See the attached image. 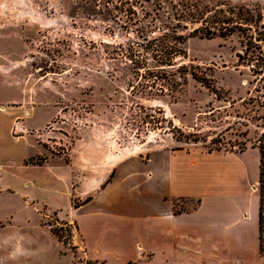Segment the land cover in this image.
I'll return each instance as SVG.
<instances>
[{
  "label": "rangeland",
  "instance_id": "obj_1",
  "mask_svg": "<svg viewBox=\"0 0 264 264\" xmlns=\"http://www.w3.org/2000/svg\"><path fill=\"white\" fill-rule=\"evenodd\" d=\"M96 1L102 7L94 8ZM104 1L0 0V99L24 111L17 122L27 121L26 136L40 145L41 153L27 164L46 166L30 173L39 183L31 176L26 181L25 203L14 199L15 227L0 226V264H97L82 246L78 217L83 202L98 197L125 161L197 150L243 155L253 167L257 158L260 165L254 143L264 126L263 53L240 59L239 33L191 38L183 46L186 56L176 62L189 72L184 86L179 74L172 77L178 70L172 67L154 69L158 80H142L114 51L159 36L143 33L137 20L147 12L151 22L152 4L142 9L143 0H133L137 14L130 16L131 0H109L112 13L123 3L116 18L109 17ZM173 1L201 10L224 4L249 11L255 21L260 13L264 21V0ZM257 65L260 76L251 71ZM146 73L141 69L140 75ZM253 186L260 191L259 181ZM198 204L189 199L174 206L190 211Z\"/></svg>",
  "mask_w": 264,
  "mask_h": 264
},
{
  "label": "crops",
  "instance_id": "obj_2",
  "mask_svg": "<svg viewBox=\"0 0 264 264\" xmlns=\"http://www.w3.org/2000/svg\"><path fill=\"white\" fill-rule=\"evenodd\" d=\"M5 103L2 97L0 226L8 225L3 230L15 227L14 199L25 203L30 173L46 169L27 164L41 153L40 145L26 136L29 123L17 122L24 111ZM259 174L257 158L253 167L243 155L197 150L125 161L103 192L82 205V246L97 264H264L260 191L253 189ZM189 199L200 203L190 211L175 209V202Z\"/></svg>",
  "mask_w": 264,
  "mask_h": 264
},
{
  "label": "trees",
  "instance_id": "obj_3",
  "mask_svg": "<svg viewBox=\"0 0 264 264\" xmlns=\"http://www.w3.org/2000/svg\"><path fill=\"white\" fill-rule=\"evenodd\" d=\"M134 1L131 0L130 8L128 15H136L134 11ZM150 2L152 5L151 12V22L147 23L148 13L146 12L141 18H137L140 25H143V33H159L157 37L152 39H147L144 37V44H137L138 46H121L119 45L114 51V55L120 57V60L123 61V65L136 77H141L142 80L154 79L158 80L160 72H153L154 69L161 71L158 68L161 67H172L175 71V74H171L172 77L176 74H179L181 83L178 82L179 86H184L187 83L188 70L187 67L181 65L178 67L177 60L178 58H184L186 56V50L183 48L184 44L188 39L191 38H201V39H212L215 36L221 38H227L231 35L239 33L242 39L243 52L238 55L242 59L241 54L256 53L259 51L264 54V21L262 20V15L257 14V19L255 21L254 17L249 11L235 12V7L228 8L227 5L222 4L220 7H215L211 9L201 10V7L196 4L187 3H174L173 0H143L140 3L141 8L144 7V3ZM106 10L110 11L109 17L111 15L119 18L123 13V3L121 7L114 6L113 9L116 13H112V8L108 9L111 5L109 0H105ZM95 4V3H94ZM101 6L98 5L97 1L94 8ZM95 10V9H94ZM117 14V15H115ZM134 19H129V21ZM250 23V24H249ZM157 24V25H156ZM184 24V25H183ZM252 24V25H251ZM183 25V26H182ZM189 25H192L193 28L189 29ZM196 25H199L196 27ZM248 28H244V26ZM256 26L257 28L261 26L260 31L256 33L251 32L252 27ZM250 27V28H249ZM184 30L182 33L179 32V29ZM186 31V32H185ZM248 31V32H247ZM258 32V33H257ZM103 44V43H102ZM105 48H109L112 45H104ZM106 53V50H104ZM262 54L263 58L264 55ZM252 68L253 75L260 76L263 70ZM141 69L147 74L140 75ZM165 69V68H164ZM167 73V72H166ZM159 74V75H156ZM193 78L194 74L191 73ZM170 75V76H171ZM196 79V78H195ZM153 80V81H155ZM264 80V78L262 79ZM146 88H149L148 86ZM264 103V102H263ZM264 107V104L261 105ZM175 129V128H174ZM261 133L259 134L258 139L254 143V147L259 152V161H260V174H259V183H260V224H261V242L264 238V126L261 128ZM212 144H217L215 140L211 141ZM246 147V144H244ZM220 149H211L210 151H215ZM244 149L241 148V152ZM91 199H87L83 202V205L88 203ZM200 203V202H198Z\"/></svg>",
  "mask_w": 264,
  "mask_h": 264
}]
</instances>
